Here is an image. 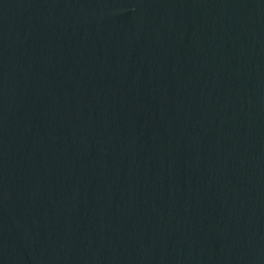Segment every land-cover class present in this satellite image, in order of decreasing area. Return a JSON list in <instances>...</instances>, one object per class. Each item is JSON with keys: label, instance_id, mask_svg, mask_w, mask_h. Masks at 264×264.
Listing matches in <instances>:
<instances>
[{"label": "water", "instance_id": "1", "mask_svg": "<svg viewBox=\"0 0 264 264\" xmlns=\"http://www.w3.org/2000/svg\"><path fill=\"white\" fill-rule=\"evenodd\" d=\"M0 264H264V0H0Z\"/></svg>", "mask_w": 264, "mask_h": 264}]
</instances>
